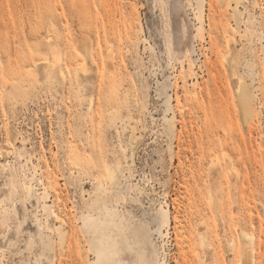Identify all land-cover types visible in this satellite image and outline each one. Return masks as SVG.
Here are the masks:
<instances>
[{"label": "rangeland", "instance_id": "1", "mask_svg": "<svg viewBox=\"0 0 264 264\" xmlns=\"http://www.w3.org/2000/svg\"><path fill=\"white\" fill-rule=\"evenodd\" d=\"M244 232L264 264V0H0V264H243Z\"/></svg>", "mask_w": 264, "mask_h": 264}, {"label": "bare ground", "instance_id": "2", "mask_svg": "<svg viewBox=\"0 0 264 264\" xmlns=\"http://www.w3.org/2000/svg\"><path fill=\"white\" fill-rule=\"evenodd\" d=\"M112 65V64H111ZM239 87H240V97H241V101L243 104L242 105H248L250 103V100H251V93L249 91V87H247L246 84H244V82L242 80H239ZM237 90V92H238ZM104 213H103V216L100 217V218H97L95 217L93 214H90L84 221V225L86 228H88L89 232L92 233V234H95L96 230H97V226L98 224H102L104 226V228H107L109 227L111 224H114L113 227L115 228H118L120 225H124V222L123 220L120 222V225H119V222L117 221V213L113 210H109L107 208L104 209ZM102 213V212H101ZM57 216V215H56ZM58 218H60V216H57ZM254 235L252 237L251 233L249 234L248 232H244V238L246 239L244 241V252H245V255L243 257V264H256L254 263V260H253V254H256V253H253V251L256 250L257 254H258V246L253 250L252 249V244L255 245L258 243V241L256 243H252L253 241H250V238L251 240L254 239ZM253 238V239H252ZM93 239V238H92ZM261 239V237H260ZM248 240V241H247ZM94 241V240H93ZM255 241V239H254ZM261 240H259L260 242ZM107 246L105 247H96V244L94 242H92V245L97 253V257L95 259V264H121L120 262H117L115 259H114V255L117 254V251H113L112 248H114L115 244H109L107 241ZM234 244V243H233ZM251 244V245H250ZM260 244V243H258ZM47 246L49 248H52L54 246V243L53 241L49 240V242L47 243ZM261 247V245H260ZM258 248V249H257ZM262 249V248H261ZM260 249V250H261ZM260 255V253L258 254V256ZM256 256V255H255ZM260 262V261H259ZM258 263V262H257ZM261 263V262H260ZM144 264H162L161 261H158L156 259L154 260H149L148 262H145Z\"/></svg>", "mask_w": 264, "mask_h": 264}]
</instances>
